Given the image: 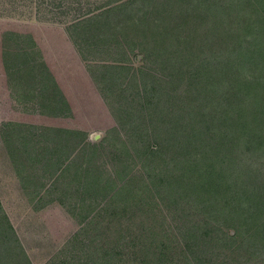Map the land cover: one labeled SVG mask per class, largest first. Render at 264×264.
<instances>
[{
  "label": "trees",
  "instance_id": "16d2710c",
  "mask_svg": "<svg viewBox=\"0 0 264 264\" xmlns=\"http://www.w3.org/2000/svg\"><path fill=\"white\" fill-rule=\"evenodd\" d=\"M20 6L66 24L117 122L76 144L114 169L88 170L101 200L45 264L262 263L264 0H0V16ZM98 208L101 244L70 256L102 233ZM0 219V264H33Z\"/></svg>",
  "mask_w": 264,
  "mask_h": 264
},
{
  "label": "crops",
  "instance_id": "0c3cea01",
  "mask_svg": "<svg viewBox=\"0 0 264 264\" xmlns=\"http://www.w3.org/2000/svg\"><path fill=\"white\" fill-rule=\"evenodd\" d=\"M76 65L65 23L33 17L19 35L0 33V216L33 264L47 263L83 223L61 189L76 154Z\"/></svg>",
  "mask_w": 264,
  "mask_h": 264
},
{
  "label": "rangeland",
  "instance_id": "374dc122",
  "mask_svg": "<svg viewBox=\"0 0 264 264\" xmlns=\"http://www.w3.org/2000/svg\"><path fill=\"white\" fill-rule=\"evenodd\" d=\"M100 1L101 0H97V3H99ZM19 10L20 12L17 13V15L15 16H0V33L6 32V33H10L12 36H15L16 34L19 35L23 33V19H30L33 17H37V12L46 13V14L49 13L47 9H44L42 12L38 11L39 8L35 6H24V7L20 6ZM48 15L50 16V14H47V16ZM204 28L205 26L203 27V29ZM204 30H206V28ZM215 31H216L215 33L217 34L218 31L217 30ZM145 57L146 56L144 53H138L137 55L133 54L132 61L137 67L149 65V61ZM76 67H77V98H76V118H75L76 133L74 138H71L70 141L72 143V139H73L75 145L77 143L84 144L83 142H89V141L94 143H100L102 142L103 138L107 135L108 130L116 126L117 122L115 120V117L111 113L110 108L106 103V100L102 96L97 82L91 75L87 63L79 54L78 50H77ZM88 73H90L91 75V81H89ZM84 78H85V82H84ZM77 131H81V133L77 134L78 133ZM84 132L87 133V136L85 137H84ZM87 151H91V149L89 147H85L81 145L79 146V148L76 149V154L74 158H72L74 164H72L71 168L66 172L68 173L67 174L68 183L61 184V189H65V187L68 188L69 212L76 217V221L81 219L83 215L87 214L90 208L92 207V205L97 204V202L98 201L100 202L101 200V197L98 195L97 197L95 196L93 197V192L89 190L88 183H89V179H91L90 173H94L98 169H104V168L113 170L115 164L112 155L107 152L105 153L102 152L101 154H99L94 162V159L90 155V152L87 153ZM135 163L133 166V172H136L138 168L137 163L136 164ZM98 165H100L99 168L97 167ZM88 170H91V172L89 173ZM79 171H82L80 175H79ZM102 181L104 182L105 179ZM97 213L99 214L98 217L102 221L101 226H99L100 231L103 230L102 233L99 231L96 232L95 230L92 229L88 235L85 234L83 238V242L80 244L82 245L80 246V249L73 250V252L70 253V256H72L73 253L75 254L76 252H82L81 248L88 247L87 243L89 244L91 243V245H93L94 248H96V245L101 244L103 236L105 235L104 224L108 219V214H104L102 216L101 208H98ZM86 223L87 221H85L82 224L80 223V226H78V223L76 222L77 228H74L75 232H77L81 228L86 227ZM58 229L60 235L62 228H58ZM71 229L72 228H70V230ZM66 243L67 241L65 242V244ZM65 244H62L60 246V249L64 247ZM60 249L58 251H60ZM58 251L55 254H57ZM54 255L51 258H53ZM61 257L63 258V254L60 255V258H58V256L54 258L56 264H59L60 259H62ZM70 259L72 258L70 257ZM260 262L263 263L264 260L263 261L260 260Z\"/></svg>",
  "mask_w": 264,
  "mask_h": 264
}]
</instances>
